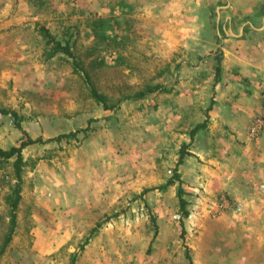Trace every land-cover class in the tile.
Returning <instances> with one entry per match:
<instances>
[{
	"label": "rangeland",
	"instance_id": "obj_1",
	"mask_svg": "<svg viewBox=\"0 0 264 264\" xmlns=\"http://www.w3.org/2000/svg\"><path fill=\"white\" fill-rule=\"evenodd\" d=\"M263 59L264 0H0V149L74 133L22 150L0 264H264ZM175 167L185 218L178 183L160 189Z\"/></svg>",
	"mask_w": 264,
	"mask_h": 264
},
{
	"label": "trees",
	"instance_id": "obj_2",
	"mask_svg": "<svg viewBox=\"0 0 264 264\" xmlns=\"http://www.w3.org/2000/svg\"><path fill=\"white\" fill-rule=\"evenodd\" d=\"M40 32L42 33L43 37L46 40V43L49 44L51 47V51L48 54V57H52L55 53H60L65 55L71 60V65L73 67L74 71L77 72H82L83 76L85 77V80L89 84V95L90 97L99 105L102 106L104 110H111L115 106L109 105L106 102V98L98 93V91L92 86V84L89 81V76L88 74L84 71L82 66L79 64V62L76 60L75 55L72 53L71 47L68 44L62 45L58 41L54 40L53 37L50 35V33L46 29H40ZM218 70V67H217ZM159 89L158 86H146L143 90L137 91L134 93L132 96L124 97L122 100H128V99H136L140 100L143 99L145 96L148 94H151L153 92H156ZM120 100V101H122ZM119 102V101H118ZM3 114H7V112L3 111ZM14 119L15 126H19V120L17 119L16 114L11 113ZM207 119H205L202 123L196 125L191 131H190V137L194 135V133L200 129H203L206 126ZM71 136H74V133H69L65 135H59L53 139H48V140H42L41 138H35L31 139L29 137H26L25 139H21L19 144L17 146H12L7 150L0 149V159L3 161L9 160L11 158H14L12 162V166L14 169V179H15V184L13 188L11 189V192L9 196L7 197V207H8V228L7 232L4 236L3 242L0 246V258L3 255L7 245L10 243L15 227H16V211L18 207V203L20 201V192H21V173H22V167H23V160H22V155L21 152L24 148L31 146V145H36V144H44L49 141H60L61 139H68ZM184 146L181 149V154L179 155V160L176 163V167L181 163L183 155H184ZM173 169V174L172 176L160 187L161 190L166 189L168 186L174 185L175 183H178V188H177V198H178V206H179V211L181 213V217L185 218L187 216V210H186V201L183 199V191L180 188V180H179V175L177 173V168ZM188 263L192 264V261L190 257L187 256ZM75 255H73L70 258L69 264H75Z\"/></svg>",
	"mask_w": 264,
	"mask_h": 264
},
{
	"label": "crops",
	"instance_id": "obj_3",
	"mask_svg": "<svg viewBox=\"0 0 264 264\" xmlns=\"http://www.w3.org/2000/svg\"><path fill=\"white\" fill-rule=\"evenodd\" d=\"M234 64H235V62H234ZM262 67H263V70H262V73H261V79H260V82H259L260 87L259 88H260V91L262 92V94L264 95V59H263ZM233 68H234V65H233ZM242 70H244V72H245V70H247V69L246 68L245 69L243 68ZM246 74L249 75V72L247 71Z\"/></svg>",
	"mask_w": 264,
	"mask_h": 264
},
{
	"label": "built area",
	"instance_id": "obj_4",
	"mask_svg": "<svg viewBox=\"0 0 264 264\" xmlns=\"http://www.w3.org/2000/svg\"><path fill=\"white\" fill-rule=\"evenodd\" d=\"M261 129V125H260V121H256L254 126L252 127L251 129V133L254 135V134H258L259 131Z\"/></svg>",
	"mask_w": 264,
	"mask_h": 264
}]
</instances>
